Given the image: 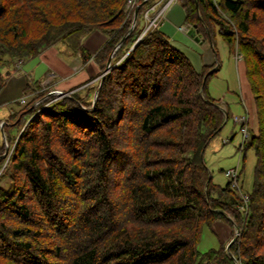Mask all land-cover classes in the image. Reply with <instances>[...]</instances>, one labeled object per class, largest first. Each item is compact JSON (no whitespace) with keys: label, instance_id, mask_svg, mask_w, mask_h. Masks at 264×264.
Returning a JSON list of instances; mask_svg holds the SVG:
<instances>
[{"label":"trees","instance_id":"obj_1","mask_svg":"<svg viewBox=\"0 0 264 264\" xmlns=\"http://www.w3.org/2000/svg\"><path fill=\"white\" fill-rule=\"evenodd\" d=\"M150 1L139 0L131 27L127 0H0V91L10 60L60 40L87 58L81 38L94 29L107 34L93 55L101 74L125 36L94 103L92 83L36 103L49 90L39 81H28L37 92L26 103H10L19 107L1 125L13 148L5 163L0 145V264H264V0H178L192 33L217 52L218 31L242 57L254 120L240 146L256 155L245 209L231 177L214 182L203 158L230 117L208 86L219 56L197 69L159 27L130 49ZM217 220L239 234L201 251Z\"/></svg>","mask_w":264,"mask_h":264},{"label":"crops","instance_id":"obj_2","mask_svg":"<svg viewBox=\"0 0 264 264\" xmlns=\"http://www.w3.org/2000/svg\"><path fill=\"white\" fill-rule=\"evenodd\" d=\"M177 1L169 5L158 27L188 55L197 69H201L204 64L216 62L218 53L215 51L212 42L209 39H204L201 34L197 32L194 34L189 30L184 24V10ZM106 40V33L94 29L81 38V45L90 53L87 58H84L79 52L75 53L67 42L58 45V41L45 47L36 56L23 58L17 63L15 61L6 84L0 91V107L10 105L12 101L20 98L25 92L28 93L30 89H25L28 81L32 83L39 81L41 86H44L43 84L46 82L50 84L51 88L66 92L81 88L84 85H77L90 77H92L91 82H96L100 65L95 61L93 55ZM239 89L238 100L242 109L239 108L238 113L246 114L249 111L254 115L250 91L240 75ZM225 104L230 110L229 104L227 102ZM14 109H17V106H11L9 112L11 113ZM231 114L233 112L230 110ZM0 118L3 119V116ZM2 119L0 122L3 121ZM210 227H213L219 236L218 246L221 243H228L233 231L230 223L217 220Z\"/></svg>","mask_w":264,"mask_h":264},{"label":"rangeland","instance_id":"obj_3","mask_svg":"<svg viewBox=\"0 0 264 264\" xmlns=\"http://www.w3.org/2000/svg\"><path fill=\"white\" fill-rule=\"evenodd\" d=\"M177 2L179 3V1ZM135 23L136 22H132L131 27H133ZM144 25H145L144 29L142 30L140 35L137 37L135 42H138V40L148 30L151 29V28H148L146 32H144V34L141 36L143 31L146 29L147 22H144ZM155 27H158V26L156 25ZM59 42H58V45L59 44L62 45L66 43V41L64 40H61ZM135 42H133V44ZM215 42H216V50H217L219 59L221 61V64L216 74L212 76L211 79L209 80V83H208L209 90L213 96L219 98V101L223 107L227 106V104H225L227 102L233 114L230 115L228 121L223 126L220 133L216 135V137H214L210 141V143L207 145L203 153V158L213 176V181L221 185H224L229 180L228 177H231L228 174V172H225V170L227 169L229 170L232 167L234 168L239 167L240 170L238 171L240 172V174H239L237 183L240 186V188H237L238 185L234 186V188L236 189V194L240 197V194H245L246 192L250 191L253 187L254 176H255V164H256V155H255L254 150L252 148L243 150V147L240 146V144L244 140L243 132L241 131L242 129L240 127H243L242 124L246 123L245 128L247 130V137L248 136L250 137L249 128H251L250 124L254 120V115L248 111V113L245 114L246 115L245 123L238 122L239 120L237 118L234 119L235 115H244L242 112L238 113L239 108L242 109V107L239 105V100H238V95L240 94L238 60L241 59L242 57L238 51H235L234 53L229 52L227 44L222 39V37L219 35L218 31H216ZM133 44L131 45V47L133 46ZM131 47L130 49H132L134 46L132 48ZM14 60H10V63H11L10 65L4 66L3 68L4 71L7 69H12L13 65L19 62L21 59L15 60L16 62ZM110 66H111V62L109 64V68ZM103 73L98 74L96 83L91 82L92 80L91 78L89 79V81H87L86 83L82 85L85 86L90 83L98 84V88H99V85L101 83L99 78L102 77ZM43 85L44 86H41L40 88H38V92H41L42 90H46L48 88L49 89L48 93L44 97L40 98V100H38L36 103H39L45 98L50 97V96H54V98L62 97L64 96L62 92H66V91H62L61 89L51 88L50 84L46 82ZM98 88L96 90H98ZM96 90L94 91L93 98L95 96ZM57 91H60V94H58ZM49 92L51 93V95L49 94ZM34 94H32V91H29L28 94L24 93L23 95H21L20 98H18V100L21 102V104H24L26 103L27 98L30 96H33ZM93 98H92V102H93ZM21 99H24V101H22ZM12 106H17V105H12ZM18 107L19 106H17V108ZM10 109H11L10 105L1 106L0 116H3V118L7 117V115L10 114L9 112ZM3 122L4 121L0 122V145L2 143H5V146H6L5 151L3 154H1V156L5 157V163H6L9 158L10 151L13 148V144L10 145V148H9V145H7L8 143L6 142V139H5L3 130H2V126H1ZM16 133L17 132H15V134ZM230 137L232 138V140ZM3 167L4 166H2V168L0 169V174L2 172ZM8 183H9V180L6 177H3L1 179L2 185H8ZM228 223H230V226L234 227L233 229H235V232L237 233L236 235H238L240 230L238 229V227H236V224L231 223V222H228ZM218 239H219V236L217 235V232L213 229V227L211 228L206 225L204 226L202 230L201 238L198 243V248L201 251H204L211 247H218ZM231 240L232 238H230L228 243H225L226 247L229 245Z\"/></svg>","mask_w":264,"mask_h":264},{"label":"built area","instance_id":"obj_4","mask_svg":"<svg viewBox=\"0 0 264 264\" xmlns=\"http://www.w3.org/2000/svg\"><path fill=\"white\" fill-rule=\"evenodd\" d=\"M174 1H176V0H151L146 5V7L143 9L142 19L144 22H147V26H146V29L141 34V36L144 34V32H146V30L148 28H153L156 25L158 26V22H160L161 18L165 15L167 8ZM138 5H139V0H127V2L125 4V11L127 13H132V12H134L135 7ZM133 18H134V16H133ZM132 22H136V20L132 21ZM57 93L60 94V91H57ZM21 100L24 101V99H21ZM234 117H235L234 119L237 118L239 120L238 122H240V123H245V121H246V115L245 114L244 115H235ZM245 124H242L243 127H241L242 132H243V136H244V140L249 137V136L247 137V130L245 128L246 127ZM227 172L231 176L232 186H237L238 185V183H237L238 168L232 167ZM237 188H239V185L237 186ZM240 198L242 199V204L240 205V207L242 209H245L246 203L248 200L247 195L246 194H240Z\"/></svg>","mask_w":264,"mask_h":264},{"label":"water","instance_id":"obj_5","mask_svg":"<svg viewBox=\"0 0 264 264\" xmlns=\"http://www.w3.org/2000/svg\"><path fill=\"white\" fill-rule=\"evenodd\" d=\"M138 9H139V5L135 7L133 21L136 20L137 13H138ZM124 38H125V36L121 39V41L119 42V44H118V45L116 46V48L112 51V53H111V55H110V57H109V60H108L107 63H106V68H105L104 73L108 70V68H109V64H110L111 59H112V56H113V54L115 53V51L117 50L118 46L120 45V43L123 41ZM136 43H137V42H135V43L133 44V46H134ZM133 46H132V47H133ZM132 47H131V48H132ZM104 73L102 74V76L104 75ZM99 87H100V85H99ZM98 89H99V88H98ZM97 92H98V90H96V92H95V96H94V98H93V103L95 102ZM49 94L51 95L50 92H49ZM62 94H63V95H69V92H62Z\"/></svg>","mask_w":264,"mask_h":264}]
</instances>
